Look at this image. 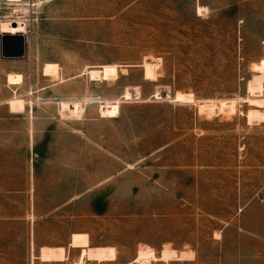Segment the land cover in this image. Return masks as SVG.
<instances>
[{"label":"rangeland","instance_id":"obj_1","mask_svg":"<svg viewBox=\"0 0 264 264\" xmlns=\"http://www.w3.org/2000/svg\"><path fill=\"white\" fill-rule=\"evenodd\" d=\"M28 1L17 18L0 2L29 39L4 59L0 27V264H128L145 247L264 264V107L246 103L264 98V0ZM13 97L35 103L11 113Z\"/></svg>","mask_w":264,"mask_h":264},{"label":"bare ground","instance_id":"obj_2","mask_svg":"<svg viewBox=\"0 0 264 264\" xmlns=\"http://www.w3.org/2000/svg\"><path fill=\"white\" fill-rule=\"evenodd\" d=\"M4 1L5 3L9 4V6H12L13 9V14L17 17H21L26 14L27 9L26 8H20L21 4L25 5H31V3L28 0H0V2ZM197 13L198 16L199 14H206L208 13V8L207 7H197ZM19 20L14 21V22H3L1 24V34H7V35H22V36H27L28 39V28L27 25L24 21H21V18H18ZM88 77L92 81H100L102 79V72L100 70H90L87 72ZM43 75L46 77H51L55 79H59V81L62 79L59 78V68L57 64H45L43 66ZM6 84L7 86H21L23 84V77L20 74H9L6 77ZM28 96L30 97L32 93H27ZM22 96V95H21ZM27 96V97H28ZM31 98V97H30ZM29 98V99H30ZM240 99V98H239ZM238 100V99H237ZM174 103H181V104H192L195 103L194 97L191 93H181L177 92L174 99L171 100ZM226 100H220V99H214V100H203L199 101L198 103L200 104L199 110L202 112H205V114L211 116L214 114L215 108L219 103L225 102ZM242 101V100H241ZM32 99L26 103V101L23 98L19 97H13L4 102L9 108V111L11 113H22L26 109V105H29V109L32 108ZM68 102V101H67ZM86 102V101H85ZM245 102V100H244ZM35 103V102H34ZM246 103L251 106L255 107H264V98H257V97H247L246 98ZM197 104V101H196ZM32 135L31 133H29ZM140 248V247H139ZM33 250V247H32ZM188 252V251H187ZM192 252H182L180 254L175 252V251H165L163 250L159 256H156V253L154 250L151 248L145 247V248H140L136 258L133 260L131 263H140V264H150L152 262H162L165 264H168L172 261H185L188 260L192 257ZM194 255V254H193ZM40 259L43 261H54L56 259V251L54 248H48V249H41V254H40ZM116 258V249L113 247H104L101 248L99 251V256H98V262H104V261H113ZM33 259V258H32ZM83 261V260H82ZM128 263V264H131ZM78 264H87L85 260L82 263Z\"/></svg>","mask_w":264,"mask_h":264},{"label":"water","instance_id":"obj_3","mask_svg":"<svg viewBox=\"0 0 264 264\" xmlns=\"http://www.w3.org/2000/svg\"><path fill=\"white\" fill-rule=\"evenodd\" d=\"M26 38L22 35H3L1 57L4 59H21L25 56Z\"/></svg>","mask_w":264,"mask_h":264}]
</instances>
